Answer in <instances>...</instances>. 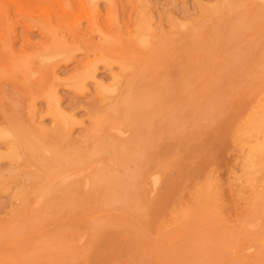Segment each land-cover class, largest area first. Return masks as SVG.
Listing matches in <instances>:
<instances>
[{"label":"rangeland","instance_id":"374dc122","mask_svg":"<svg viewBox=\"0 0 264 264\" xmlns=\"http://www.w3.org/2000/svg\"><path fill=\"white\" fill-rule=\"evenodd\" d=\"M240 1L0 0V239H3V242L6 243L4 244L0 240L1 244H3V246L0 244V249L2 250H0V264H19L23 259L26 260H23L26 264H50L54 259L56 261L51 264H62V262L63 264H67V262L68 264H73V261L70 260L71 258H74V261L75 259L79 260L74 262V264H109L111 261L110 264H138V261L139 264L140 262L141 264L143 262L147 264L148 262L149 264H264V171L254 173V166H249L246 160L251 148H256L257 155L263 151L261 144H258V146L256 144L255 146V139L250 136L253 132L250 134V129L255 128L259 115L260 122H263L261 119L264 120V116L260 114L262 112H257L260 107L264 109V14L262 15V12L264 13V0H244L245 2L242 0L243 3ZM236 6L237 8H233ZM253 6L256 8L254 9ZM229 7H231L230 10L233 9L232 13L238 9L243 19H241L237 11L235 18L233 16L234 13L233 15H228L226 10L227 8L229 10ZM256 9L257 11H255ZM237 14L240 16L238 21L239 16ZM253 14L254 17L251 18ZM257 14L259 16H255ZM223 22H225L224 27L226 29L223 27ZM240 24L245 26L246 30L236 27L237 25L240 26ZM231 25L233 28H229ZM223 31L224 33H222ZM233 31L236 32L231 33ZM212 32L214 33L212 34ZM230 33L233 35L231 36ZM242 34L245 36L244 38ZM241 37L242 39H239ZM246 37L249 41L251 39V44L256 40L254 43L255 47L244 40ZM194 40L196 42H193ZM246 42L250 46H247L248 43L246 44ZM205 43L207 44L205 45ZM236 43H238L237 45L241 43V45L235 46ZM257 45L260 47H256ZM206 46L207 48L203 50ZM208 47L210 48L208 49ZM244 47L247 51L244 50ZM197 49H199V53ZM219 50L221 51L219 52ZM229 52L233 54L231 55L233 58H231ZM240 52L243 53L242 56ZM194 53H196L195 56ZM217 54H220L221 58ZM213 55L217 57H213ZM228 55L230 58L225 57ZM234 58H238L237 61ZM229 59L235 61H232V64H235L234 66ZM226 60L229 62H226ZM205 65L207 66L205 67ZM195 66L197 68H193ZM202 66L207 70H203ZM225 67L227 68L225 69ZM223 68L225 73L222 72L223 74L220 73L221 75L217 73L218 71L221 72L220 70L223 71ZM193 69L198 71L195 72H197L199 77ZM188 70L191 71L189 72ZM214 74L217 75L215 77L217 80L213 79ZM185 78H187V82L186 80L183 81ZM209 79H211V83L207 82ZM188 82L189 84H187ZM205 84L208 85L206 86ZM212 85L216 90L211 91V89L213 90ZM204 86L207 89H203ZM152 88L153 90H151ZM144 91L149 94L151 92V97L156 92L158 95L155 93V96L151 99L156 97L158 105L155 106V103L153 106L149 105L151 110H154V108L157 110L155 109L153 112L155 117L150 115V119L154 117L153 121H151L153 124L152 128L148 127L151 125H148L150 122V119L147 120L149 116L144 120L145 125L147 124V128L145 126L144 129L149 130L148 128H150V130L142 129L144 130L143 133V131H139L140 124L139 122L137 123L139 118L136 115L133 118V116L128 114L130 110L126 113L122 107L124 101L137 97L138 94L146 96L147 94ZM212 92L215 93L211 94ZM50 95L51 97H49ZM150 96H146L147 100H150ZM159 105L162 107H158ZM146 107L150 110L148 106ZM195 108H198L197 112ZM192 109L195 114H193ZM258 110L262 111L261 109ZM133 114L135 113L132 111L131 115ZM254 114L258 117L255 116L256 118L252 120L255 123H252L251 118H253ZM135 117H137L136 124L133 123L136 120ZM130 120L131 124H128ZM100 122L101 124H99ZM249 122L250 125L254 124V127L249 126ZM133 126L136 128H133ZM98 129V135L100 134L99 136L102 139L99 136L97 137L96 131ZM251 130L253 131V129ZM134 131H136L135 134ZM146 132L148 133L145 134ZM65 134L69 137L67 136V138ZM139 135H143L144 140ZM144 136L147 137L145 138ZM82 137L89 140L91 137H97V141L100 138V141L102 142L103 140L105 143L100 142L101 145L104 144V147L107 145L109 153L106 151L107 148H102V152L99 154L101 157L98 158L96 156L97 159L93 158L92 160L94 162L99 160L95 164L97 168H99V162H102L103 164L101 163L102 165H100L102 168L107 165L106 168L108 170L105 168L107 172L112 170L109 171L108 176L111 177L112 173L110 172H113L115 177L113 176L112 179L115 178L117 182L114 180L115 183L112 184L113 186L116 184V187H113L114 191L110 190L115 194L117 192L121 195L116 194L117 196L115 195V197L113 192L107 191V188L104 191V186L96 187L99 189L96 194V188L90 184L85 185L82 182L75 187V192L73 188H67L63 192H58L55 196L51 195V197L46 199L48 205L50 201H53L51 198H56L49 206L45 205V200L43 201L44 203L41 202L42 205L40 206L35 199L33 200V197L30 199L28 206H22V200L19 199V195L29 189L33 184L32 182L40 185V182L44 181L41 174L53 167L54 162L58 163V156L70 149L73 140L83 139ZM132 137L135 141L138 138H140V141L143 140L142 142L147 141L143 144L138 139L139 142L136 141L134 142L135 144H132ZM66 138L67 141H64ZM30 139L34 144L38 145L42 152L40 157L31 159V164H27L25 157L27 158L28 154L23 148H26L25 143ZM129 139H131L132 143L128 141ZM104 140L109 141L110 144ZM127 141L130 144H127ZM148 141L151 143L150 146L146 144ZM126 145L130 146L127 147ZM134 145L141 147L135 149L133 148ZM144 145L150 148L153 145V149L149 151L150 148H146ZM67 146H69L68 149ZM112 147H114V151H111ZM122 147H124L125 150H123L125 152L127 148V152L131 150L130 147L132 148L131 157L127 152L125 153L130 158L126 155L124 156ZM142 147H145L148 152L146 149H143V151L147 153L142 152ZM8 148H13L17 151L20 162L14 161L15 159H12V157L10 158L11 153L15 151L13 150L12 152ZM113 152L114 155L111 154ZM138 154L141 157L140 159L143 160L142 164H140V161H136L137 159L139 160V156L133 158ZM141 154H143V157ZM111 157L110 163L108 160ZM171 158L175 160H171ZM27 159L29 160L30 158ZM113 159L115 161L119 160L113 164ZM123 160H127V164L132 161L125 166L126 163L124 165L125 161ZM257 160L259 159L255 161ZM136 162L137 167H139L138 170L142 169V171L138 172L136 169L141 175L133 181L130 180L129 176L133 172L131 170L134 169L135 171V168H137ZM145 162L149 165L147 168ZM120 164L125 167L119 166ZM132 164L135 168L131 167ZM165 165L168 167H165ZM161 166L166 169H162ZM54 167H56L59 174L63 173V170L60 171L61 167L55 165ZM127 167H130L129 171L125 169ZM260 173H263V175ZM134 174L135 172L132 173V175ZM30 175L32 177L35 176L34 179L32 178L33 180L27 178L31 177ZM37 175L39 178L36 177ZM126 175L128 179H126ZM118 176L121 179L125 176L126 181L124 178L121 180ZM6 178L8 179L6 180ZM36 178L38 180H35ZM121 181L124 186H121ZM136 181L139 184L135 183V185L134 182ZM43 183L41 185H44ZM130 183L134 184L136 188L134 185L129 186ZM117 184L118 190L121 189L120 192L117 190ZM84 185L85 187H83ZM138 186L141 188L139 189ZM133 187L137 191L136 193L133 189L131 190ZM127 188H129V191ZM94 191L95 196L97 195L95 199V196H93ZM106 192H108L109 198L106 197L108 196ZM86 193L93 197L89 198ZM126 194L127 196L129 194L128 200H126ZM84 195L88 197H84ZM101 195H103L105 200ZM99 197H101V200ZM135 197H137L138 202H136ZM84 198L85 200L87 198L92 203L89 204L90 202L88 200L86 202ZM118 198L120 200L122 198L126 205L122 201L119 203ZM109 200L111 202L107 204L106 201ZM113 200L118 201L119 205H125L126 207H124L128 210L123 211L125 209L123 205L119 206L115 202L114 207L111 206ZM129 200L133 203L129 202ZM79 201L81 203L84 202V204H79ZM71 203L73 204L71 205ZM104 203L106 204V209ZM134 203L136 204L134 205ZM128 204H130L129 207H127ZM98 205L101 207L103 205L104 208ZM136 205L145 211H141L142 213L139 212L140 209L137 211ZM81 206L85 207L81 209ZM146 206L148 210L143 208ZM78 207L81 210H86L80 211L77 209ZM115 207L118 209H115ZM120 207L121 210H119ZM134 207H136V210ZM71 209L74 210L71 211ZM26 214L30 215L27 216ZM90 217L98 222L102 220L103 222H100V225L104 223H108V225L100 226L96 220L89 219ZM132 217L134 218L132 219ZM145 217L146 219H144ZM27 220H30L28 221L30 224L34 221V224L32 223L31 225L32 228L28 226L30 224ZM73 221H76L77 225ZM92 221L93 223L96 222L95 226H97L92 229L96 231L104 228L103 232L101 231L99 234L100 230L96 231L97 233L91 231L90 227L94 226ZM21 222H27L26 224L22 223L23 227L25 226L24 228H26L28 226L27 229L29 230L30 228L31 230L28 232L25 229L27 233L24 232L22 224H19ZM88 222L91 224L86 225ZM113 223L117 225L114 228ZM69 224L71 225L69 226ZM109 224L112 227L108 229ZM122 224L124 225L122 226ZM60 226H67V229L63 228L65 229L63 230ZM106 226L107 228H105ZM36 227L40 229L37 230ZM33 228H35L34 231ZM16 229L17 233H15ZM13 231L15 232L12 234L11 232ZM20 231L23 234L22 236L19 234ZM68 231L72 233H68ZM173 231L176 233L172 234L174 233ZM79 232H82L81 236ZM91 232H93L95 238H92L93 236L90 238ZM178 232L183 234H178ZM69 234L72 235L70 236ZM85 235L89 237L87 238ZM192 235H196L195 237L199 239ZM8 236L15 238L12 239V237ZM46 236L48 241L45 240ZM82 236L83 240L79 241L81 239L78 238H82ZM6 237L8 239H5ZM64 237H66L65 241L71 238L73 240L65 242ZM189 237L190 239H188ZM192 237L194 241L200 240V242L189 244L192 241ZM30 238L31 240H29ZM52 238L53 241L55 240L54 242L59 239L55 244L63 242L55 245ZM60 238L62 239L60 240ZM26 239H28L27 242L29 243L25 244ZM74 239H76V244L71 242L75 241ZM77 240L79 243H77ZM183 240L190 241L189 243L186 242V245ZM16 243L19 245L18 248ZM40 243L43 246L45 243L49 244H45L44 248ZM27 244L31 245L34 251ZM12 245L16 247L14 248ZM68 245L70 247H65ZM191 245L195 247L194 251L193 247H189ZM52 246H59V248L51 249L53 248ZM151 246L155 247L156 251ZM198 246L202 248V251L201 249L199 250ZM27 247L28 251H26ZM134 247H136L135 250H133ZM137 247L140 249H137ZM13 248L14 251H11ZM43 248L44 250L47 248V251L50 248L48 254L54 255L55 253L56 258L53 255H51L53 259L51 256L49 257L46 250L43 254V251H41ZM56 248L57 250L60 249V251L51 252ZM68 248H71V250H68ZM80 248L81 250L84 248V250L80 251ZM95 248L96 251L94 250ZM187 248L189 252L192 249L193 253H189ZM4 249L8 250V252ZM39 249L42 254L37 251ZM149 249H151L150 252ZM132 250L135 252H132ZM143 250L144 252L148 251V253L147 251L145 253L149 254L148 257H151L150 259H146L145 255L142 256L144 258H141ZM24 251L28 252V254L26 252L25 254ZM84 251L88 252L84 253ZM33 252L34 254L36 252L37 257L33 255ZM56 252L58 255H56ZM63 252L68 255V258H65L66 260L63 258L65 257ZM195 252L199 253V258L198 256L195 258ZM73 253L78 257L75 254L71 255ZM133 253H137V255ZM169 253L171 255L174 254L178 258L173 257L172 259ZM83 254L87 255L86 260ZM166 254L167 257H165ZM9 255H12L11 260L8 257ZM17 255L22 258L20 259ZM178 255L184 256L179 257ZM13 256L17 260L12 259ZM138 256L141 259L137 258ZM38 258H42L43 261H35ZM59 258H61V261L59 260L58 262ZM2 259H5L3 260L4 262ZM45 259L51 261L49 262ZM134 259L138 260H136L137 263L134 262Z\"/></svg>","mask_w":264,"mask_h":264},{"label":"bare ground","instance_id":"6f19581e","mask_svg":"<svg viewBox=\"0 0 264 264\" xmlns=\"http://www.w3.org/2000/svg\"><path fill=\"white\" fill-rule=\"evenodd\" d=\"M241 1H242V0H241ZM241 1H240V2H241ZM243 1H244V0H243ZM243 1H242L241 3H243ZM245 1H246V0H245ZM245 1H244V2H245ZM255 1H256V0H255ZM257 2H258V1H257ZM233 3H234V2H233ZM258 3H261V2H258ZM263 3H264V2H263ZM263 3H261V4H263ZM41 4H42V3H41ZM234 4H235V3H234ZM239 4H240V3H239ZM33 6H34V5H33ZM91 6H92V5H91ZM231 6H233V5L231 4ZM239 6H240V5H239ZM253 7H254V6H253ZM233 8H237V6H236V7H233ZM255 8H256V7H254V9H255ZM257 8H258V7H257ZM260 8H261V7H260ZM230 9H231V7H229V10H228V8H227L228 11L226 10V12H228V15H229V14L233 15V13H234L233 16H234V18H235V13L239 12L238 9L235 10V12H233V13H232V10H233V9H232V10H230ZM261 9H262V8H261ZM229 11H230L231 13H230ZM236 11H237V12H236ZM252 11H253V10H252ZM255 11H257V9H256ZM242 12H243V11H242ZM244 12H245V11H244ZM239 14H240V16H241V13H240V12H239ZM239 14H237V15L239 16ZM242 14H243V13H242ZM263 14H264V13L262 12V15H263ZM135 15H136V14H135ZM223 15H224V14H223ZM225 15H226V14H225ZM237 15H236V18H237ZM243 15H244V14H243ZM240 16L238 17L237 21L240 19ZM251 16H252V17H251ZM251 16H249V17L253 18V17H254V14L251 15ZM255 16H259V15L257 14V15H255ZM214 17H215V16H214ZM232 18H233V17H232ZM255 18L258 19L259 17H255ZM260 18H261V17H260ZM263 18H264V15H263ZM225 19H226V16H225ZM225 19H224V20H225ZM241 19H243L242 16H241ZM247 19H248V18H247ZM222 21H223V20H222ZM229 21H230V20H229ZM237 21H236V22H237ZM240 21H241V20H240ZM244 21H245V19L243 20V23H244ZM253 21H254V20H253ZM251 22H252V20H251ZM223 23H224V25H223V27H224V26H225V22H223ZM239 23H241V22H239ZM243 23H241V24H243ZM246 23H247V22H246ZM246 23H245V24H246ZM241 24H240V26L237 25L236 27H237V28H238V27H241V28H243V29H241V30H244V29L246 30V28H244L245 26L242 25V26H243V27H242ZM247 24H248V23H247ZM221 25H222V24H221ZM249 25H250V24H249ZM249 25H247V26H249ZM247 26H246V27H247ZM230 27H232V25L229 26V28H230ZM232 28H233V27H232ZM234 28H235V25H234ZM224 29H226V28L224 27ZM247 29H248V28H247ZM197 30H198V29H197ZM183 31H184V30H183ZM238 31H239V29H238ZM238 31H237V32H238ZM235 32H236V31H235ZM235 32L233 31V32H231V33H235ZM243 32H244V31H243ZM247 32H248V31H247ZM247 32H246V33H247ZM206 33H207V32H206ZM206 33H205V34H206ZM208 33H209V32H208ZM213 33H214V32H212V34H213ZM222 33H224V31H223ZM222 33H221V34H222ZM231 33H230V34H231ZM209 34H210V33H209ZM214 35H216V34H214ZM223 35H224V34H223ZM223 35H222V36H223ZM232 35H233V34H231V36H232ZM238 35H240V34L238 33ZM244 35H245V34H244ZM128 36H129V35H128ZM206 36L208 37L207 34H206ZM206 36H205V37H206ZM222 36H221V37H222ZM224 36H225V35H224ZM228 36H230V35H228ZM240 36H241V35H240ZM242 36H243V34H242ZM207 37H206V38H207ZM219 37H220V36H219ZM244 37H245V36H243V38H244ZM206 38H205V39H206ZM138 39H139V38H138ZM224 39L226 40V38H224ZM237 39H238V38H237ZM239 39H242V37L239 38ZM218 40H219V38H218ZM244 40H245V41H248V42L251 44V39H250V41H249L248 38L246 37V39H244ZM201 41H202V40H201ZM223 41H224V40H223ZM241 41H242V40H241ZM252 41H253V40H252ZM193 42H196V41L194 40ZM226 42L228 43V41H226ZM226 42H224V43H226ZM243 42H244V41H243ZM243 42H242V43H243ZM248 42H246V44H247ZM253 42L255 43L256 40L253 41ZM257 42H258V41H257ZM177 43H178V42H177ZM222 43H223V42H222ZM249 43L247 44V46L249 45ZM254 43L251 44V45H254V47H255V44H254ZM200 44H201V43H200ZM206 44H207V43H205V45H206ZM237 44H238V43H236L235 46H240V45H241V43H240V45H237ZM193 45H194V44H193ZM195 45H196V44H195ZM198 45H199V43H198ZM201 45H202V44H201ZM209 45H210V44H209ZM209 45H208V46H209ZM214 45H215V43H214ZM222 45H223V44H222ZM249 46H250V45H249ZM258 46H259V45H257L256 47H258ZM201 47H202V46H201ZM210 47H212V46H210ZM210 47H208V49H209ZM214 47H215V46H214ZM214 47H213V49H214ZM221 47H222V46H221ZM221 47H220V48H221ZM259 47H260V46H259ZM206 48H207V46L204 47V49H203V48H202V49L205 50ZM220 48H219V49H220ZM227 48H228V47H227ZM232 48H233V47H232ZM232 48H231V49H232ZM244 48H245V47H244ZM251 48H252V47H251ZM188 49H189V48H188ZM249 49H250V48H249ZM195 50H196V49H195ZM198 50H199V49H197V52H198ZM200 50H201V49H200ZM203 50H202V51H203ZM216 50H217V49H216ZM216 50H214V51H216ZM226 50H227V49H226ZM244 50L247 51L246 48H245ZM252 50H253V49H252ZM185 51H186V50H185ZM211 51H213V50H211ZM220 51H221V50H219V52H220ZM250 51H251V50H250ZM187 52H189V51H187ZM217 52H218V51H217ZM198 53H199V52H198ZM200 53H201V51H200ZM211 53H212V54H215V53H213V52H211ZM224 53H225V52H224ZM227 53H228V52H227ZM189 54H191V53H189ZM202 54H203V53H202ZM209 54H210V53H209ZM220 54H223V53H220ZM220 54H219V55L217 54V55L220 57V56H221ZM234 54H235V53H234ZM240 54H241V56H242L243 53L240 52ZM191 55H192V54H191ZM195 55H196V53H194V56H195ZM203 55H204V54H203ZM223 55H224V54H223ZM226 55H227V54H226ZM229 55L231 56V55H233V54H232V53L230 54V52H229ZM229 55H228V56H225V57H229ZM237 55H239V54H237ZM237 55H236V57H237ZM244 55L246 56L245 53H244ZM244 55H243V56H244ZM252 55H253V54H252ZM194 56H193V57H194ZM204 56H205V55H204ZM215 56H216V55H215ZM215 56L213 55V57H215ZM198 57H199V56H198ZM206 57H207V56H206ZM211 57H212V56H211ZM216 57H217V56H216ZM225 57H223V58H225ZM234 57H235V55H234ZM220 58H221V57H220ZM229 58H230V57H229ZM231 58H233V56H231ZM241 58H243V57H241ZM247 58H248V57H247ZM247 58H246V59H247ZM250 58H252V56H250ZM196 59H197V58H196ZM225 59H226V58H225ZM234 59H236V61H237L238 58H234ZM203 60H204V59H203ZM209 60H210V59H209ZM249 60H250V59H249ZM186 61H187V60H186ZM186 61H185V62H186ZM213 61H214V60H213ZM227 61H228V60H226V62H227ZM229 61H231V59H229ZM229 61H228V62H229ZM232 61H234V60H232ZM232 61H231V64H232ZM197 62H199V61H197ZM214 62H215V61H214ZM234 62H235V61H234ZM234 62H233V63H234ZM200 63H202V62L200 61ZM217 63H218V62H217ZM224 64H227V63H224ZM228 64H229V63H228ZM228 64H227V65H228ZM207 65H209V64H207ZM207 65H205V67H206ZM210 65H211V64H210ZM217 65H218V64H217ZM217 65H216V66H217ZM232 65H233V64H232ZM232 65H231V66H232ZM234 65H235V64H234ZM234 65H233V66H234ZM196 66H198V65H196ZM196 66L193 67V68H197ZM225 66H226V65H225ZM202 67H203V66H202ZM205 67H203L202 69H203V70H207ZM208 67H209V66H208ZM208 67H207V68H208ZM219 67H221V66H219ZM222 67H224V66H222ZM204 68H205V69H204ZM213 68H214V67H213ZM226 68H227V67H225V69H226ZM229 68H230V67H229ZM127 69H128V68H127ZM217 69H218V68H217ZM225 69L223 68V71L220 70L221 72L218 71L217 73L220 74V73L224 72ZM230 69H232V68H230ZM193 70H194V69H193ZM214 70H215V69H214ZM227 70H228V69H227ZM182 71L185 72L184 70H182ZM188 71L190 72L191 70H188ZM195 71H197V70L195 69L194 72H195ZM212 71H213V70H212ZM228 71H229V70H228ZM230 71H231V70H230ZM125 72H126V71H125ZM183 72H182V73H183ZM186 72H187V70H186ZM197 72H198V71H197ZM197 72H195V73H196V75L198 76ZM203 72H204V71H203ZM203 72H202V73H203ZM213 72H214V71H213ZM215 72H216V71H215ZM33 73H34V72H33ZM192 73H193V72H192ZM205 73H206V72H205ZM205 73H204V74H205ZM224 73H225V72H224ZM58 74H59V73H58ZM190 74H191V73H190ZM206 74H207V73H206ZM208 74H210V73H208ZM215 74H216V73H215ZM215 74H214V75H215ZM222 74H223V73H222ZM229 74H230V73H229ZM229 74H228V75H229ZM90 75H91V74H90ZM186 75H187V74H186ZM196 75H195V76H196ZM220 75H221V74H220ZM245 75H246V74H245ZM57 76H58V75H57ZM76 76H77V75H76ZM184 76H185V75H184ZM195 76H194V78H195ZM203 76H204V75H203ZM203 76H201V77H203ZM216 76H217V75H215L213 79H216V78H215ZM218 76H219V75H218ZM82 77H83V75H82ZM138 77H139V76H138ZM198 77H199V76H198ZM198 77H196V78H198ZM56 78H57V77H56ZM186 79H187V78L183 79V81H185ZM192 79H193V78H192ZM198 79H199V78H198ZM198 79H197V80H198ZM200 79H201V78H200ZM188 80H190V79H188ZM210 80H211V79H209V81H207V82H210ZM216 80H217V79H216ZM57 82H58V81H57ZM186 82H187V80H186ZM212 82H213V81H212ZM82 83H83V82H82ZM210 83H211V82H210ZM210 83H209V85L211 86ZM142 84H143V83H142ZM187 84H189V82H188ZM187 84H186V85H187ZM144 85H145V84H144ZM182 85H183V83H182ZM205 85H206V84H205ZM207 85H208V84H207ZM207 85H206V86H207ZM148 86H149V84H148ZM212 86H213V85H212ZM101 87H102V86H101ZM152 87L154 88V86H152ZM155 87H156V86H155ZM159 87H160V86H159ZM144 88H145V86H144ZM144 88H143V89H144ZM153 88H152L151 90H153ZM181 88H183V87H181ZM212 88H213V90L211 89V91L216 90V89H214V86H213ZM141 89H142V87H141ZM146 89H147V88H146ZM154 89H155V88H154ZM203 89H207V87L205 88V86H204ZM185 90H186V89H185ZM185 90H184V91H185ZM140 91H141V90H140ZM140 91H138V92H140ZM145 91H146V90H145ZM145 91H144V92H145ZM149 91H150V90H149ZM175 91H176V90H175ZM209 91H210V90H209ZM99 92H100V91H99ZM102 92H103V91H102ZM142 92H143V90H142ZM153 92H154V91H153ZM49 93H50V92H49ZM115 93H116V92H115ZM140 93H141V92H140ZM145 93H146V92H145ZM145 93H144V94H145ZM155 93H156V92H155ZM155 93L153 94V96H155ZM214 93H215V92H214ZM214 93L212 92L211 94H214ZM146 94H147L146 96H150V95H151V92H150V94H149L148 92H147ZM148 94H149V95H148ZM156 94H157V93H156ZM161 94H162V93H161ZM225 94H226V93H225ZM108 95H109V94H108ZM136 95H137V94H136ZM136 95H135V96H136ZM138 95H139V96H138ZM138 95H137V97L130 98V99L125 98V99H128V100L124 101V104H123L122 109L125 110L126 113H128L129 110H130V113H128V114H130V116H133V118H134V115H136V116L139 118L138 121H137V117H135L136 120H134L133 123H135V121H137V123L139 122V124H140V126H139V128H140L139 131H143V133H144V130H147V129H144V127L147 125V124L145 125V123H144V122H145L144 120L146 119V117L148 118V116H149V118H148L147 120L150 119V115H151V116L153 115V116L155 117V114H153V112H154V110H155L156 108H154V110L152 109V110H153V111H152L151 108L149 107V105H150V106H151V105L153 106V104L155 103L156 105H155V104H154V105L157 106L158 103H157V99H156V97L153 98V99H151L153 96H152V97L150 96V97H149V99L151 100V101H150V100H147V97H146V96H144V95H142V94H138ZM157 95H158V94H157ZM159 95H160V94H159ZM169 95H171V94H169ZM174 95H175V94H174ZM174 95H173V96H174ZM47 96H48V95H47ZM104 96H105V95H104ZM49 97H51V95H50ZM169 97H170V96H169ZM171 97H172V96H171ZM160 99H161V98H160ZM163 99H164V98H163ZM48 100H49V99H48ZM108 100H109V99H108ZM146 100L148 101V103H147ZM158 100H159V98H158ZM161 100H162V99H161ZM164 100H167V99H164ZM170 100H171V99H170ZM149 101H150V102H149ZM53 102H54V101H53ZM160 102H161V101H160ZM162 102H163V101H162ZM164 103H165V102H164ZM166 103H167V102H166ZM147 104H148V105H147ZM206 104H207V102H206ZM260 105H261V104H260ZM260 105H259V107H260ZM146 106H148V107L150 108V110L147 109ZM261 106H262V105H261ZM158 107H162V106L159 105ZM168 107H169V106H168ZM262 108H263V107L258 108V109H261L262 111H259V110L257 109V112H259V113L262 112V113H260V114L264 116V109H262ZM108 109H109V108H108ZM167 109H168V108H167ZM167 109H166V110H167ZM197 109H198V108H195L196 112H197ZM156 110H157V109H156ZM166 110H165V111H166ZM132 111H133L135 114L131 115V114H132ZM160 111H161V110H160ZM165 111H164V112H165ZM180 111H181V109H180L178 112L180 113ZM192 111H193V109H192ZM157 112H158V111H157ZM161 112H163V111H161ZM161 112H160V113H161ZM51 113H52V112H51ZM54 113H55V112H54ZM57 113H58V112H57ZM126 113H125V114H126ZM191 113H192V112H191ZM157 114H158V113H157ZM167 114H168V113H167ZM193 114H195L194 111H193ZM27 115H28V113H27ZM52 115H53V114H52ZM126 115H127V114H126ZM97 116H98V115H97ZM130 116H129V117H130ZM198 116H199V115H198ZM255 116H257V115H255V114L253 115V118H251V122H252V120H253L254 118H256ZM263 116H262V117H263ZM61 117H62V116H61ZM154 117H153V118H154ZM201 117H202V116H201ZM257 117H258V116H257ZM262 117H261V118H262ZM130 118H131V117H130ZM153 118H151L152 120L150 119V122L153 121ZM258 118H259V120H257V122H256L257 125L255 124V128H251V129H253V131L250 129V134H251V132H253L250 136H253V139H255V141H254V142H255V146H256V144H257V146H258V144H259V145L261 144V145L263 146V151H262L260 154H258V155H261V156H258V155H257V151L255 150L256 148H251V149H250V152H249V154H248V156H247V159H246V160H247V163H248L249 166H252V165L254 166V167H253V172H254V173H255V172H256V173H259V172H263V171H264V120L261 119V121H263V122H260V115H259ZM53 119H54V118H53ZM131 119H132V118H131ZM107 120H108V119H107ZM128 120H129V119H128ZM128 120H127V121H128ZM116 121H117V120H116ZM13 122H14V121H13ZM74 122H75V121H74ZM103 122H104V120H103ZM103 122H102V124H103ZM150 122H149L148 125H150V124H151V125L148 126V127L152 128L151 126H152L153 124H152V122H151V123H150ZM104 123H105V122H104ZM111 123H113V122H111ZM118 123H119V122H118ZM146 123H148V121H146ZM192 123H194V121H192ZM252 123H255V122H252ZM67 124H68V123H67ZM72 124H73V123H72ZM99 124H101V122H100ZM99 124H96V125H99ZM128 124H131V120H130V123L128 122ZM135 124H136V123H135ZM135 124H134V125H135ZM59 125H60V124H59ZM103 125H104V124H103ZM118 125H119V124H118ZM118 125H117V126H118ZM185 125H186V123H185ZM101 126H102V125H101ZM129 126H131V125H129ZM137 126H138V124H137ZM249 126L254 127V124H253V125H250V122H249ZM69 127H71V126H69ZM98 127H100V126H98ZM102 127H103V126H102ZM110 127H111V125H110ZM113 128H114V127H113ZM133 128H136V127L133 126ZM146 128H147V126H146ZM150 128H148V129L150 130ZM192 128H193V127H192ZM248 128H249V127H248ZM65 129H66V128H65ZM69 129H70V128H69ZM90 129H92V128H90ZM99 129H100V128H99ZM99 129L96 131V133H97V137L100 135V134L98 135V133H99ZM107 129H108V128H107ZM114 129H115V128H114ZM114 129H113V130H114ZM142 129H144V130H142ZM180 129H181V128H180ZM5 130H6V129H5ZM149 130H147V131H149ZM160 130H161V129H160ZM17 131H18V130H17ZM52 131H53V130H52ZM69 131H70V130H69ZM115 131H116V130H115ZM244 131H245V130H244ZM88 132H89V131H88ZM94 132H95V130H94ZM135 132H136V131H134V134H135ZM67 133H68V132H67ZM110 133H111V132H110ZM140 133H141V132H140ZM147 133H148V132H146L145 134H147ZM10 134H11V133H10ZM17 134L20 135L19 132H17ZM26 134H27V133H26ZM93 134H95V133H93ZM141 134H142V133H141ZM145 134H143V135H145ZM2 135H3V134H2ZM18 135H14V136H18ZM143 135H139V137H142ZM11 136H12V134H11ZM20 136H21V135H20ZM65 136L67 137L68 135L65 134ZM102 136H103V135H102ZM123 136H125V135H123ZM137 136H138V135H137ZM147 136H148V135H147ZM147 136H144V137L146 138ZM149 136H150V134H149ZM250 136H249V137H250ZM68 137H69V136H68ZM68 137H67V138H68ZM97 137H95V138H92V137H91L90 140H89L88 138H85V139H84V137H82L83 139H77L76 141L73 140V142H71L70 149H68L69 146H67L68 151L65 150L66 152H62V153L60 152L61 155H59V156H58V159H57V162H58V163H56V162L53 161L55 166L61 167V170H60V171L63 170V173H60V174H59V172L56 170V167H54V165H53V167H51L49 170L45 171L44 173L41 172V173H42L41 175H42V177L44 178V181H41V179H39V180L41 181V182H40V185H39L38 183L35 184L34 182L31 181V182L33 183L32 185L29 183V184L31 185V187H30L29 189L25 190L24 193H23L22 195H19V199L22 200V204H23L22 206H25V205L28 206V204L30 203V199H32V197H33V200L35 199V201H36L37 203L40 204V206L42 205L41 202H43L44 200H45V201H44V202H45V205H46V206H49V205H51V202L53 203V202L55 201L54 199L56 198V197H55V198H51L53 201H50V202H49L50 204L48 205V204H47L48 201H47V203H46V199H48L49 197H51V195H52V196H53V195L55 196L58 192H60V191L63 192V190H65V189H67V188H68V189H69V188H70V189L73 188V189H74V192H75V187H76L78 184L82 183V182H83V184H85V185H86V184H90V185H91L92 187H94V188H96V187H98V186H100V187H101V186H104V187H105V188H104V191H106V190H105L106 188L108 189L107 191H109L110 189L113 190V187H116V184H115L114 186H113L112 184L115 183L114 180L116 181V179H115V178L112 179V177H113V176L115 177V175H113V172H110V173H112V175L109 174L111 177L108 176L109 171H112V170H109V171L107 172V170H108V169L106 168L107 165H104L105 168H106L107 170H106L104 167L102 168V167L100 166V165L103 164L102 162H99L100 165H98L99 168H97V167L95 166V164H96L99 160H98L97 162H94V160H92L93 158L95 159L96 156H98V158L101 157L99 154H101V152H102V148H107V145H106V147H104V144H105V143L103 142V140H102V142L100 141V138H101V137L99 136L100 138H99L98 141L96 140ZM121 137H122V136H121ZM20 138H21V137H20ZM67 138H66V140H64V141H67ZM103 138H105V137L103 136ZM137 138H138V137H137ZM164 138H165V136H164ZM10 139H11V138H10ZM63 139H65V138H63ZM63 139H62V140H63ZM101 139H102V138H101ZM132 139H133V137H132ZM138 139H139V141H140V138H138ZM138 139H136V141H138ZM142 139L144 140L143 137H142ZM142 139H141V140H142ZM148 139H149V137H148ZM30 140H31V139H30ZM30 140H29L28 142L25 143L26 148H25V147L23 148V149H25V150L27 151V154H28V157H27V158H30V159L28 160V159L25 157V159L27 160V161H25V162H27V164H31V163H30V160H31V159H33V158H37V157H40V156H41V152H42L41 149L38 147V145H37V144H34L33 141H32V140L30 141ZM143 140H142V141H143ZM150 140H151V137H150ZM104 141H105V140H104ZM106 141H107V140H106ZM106 141H105V142H106ZM128 141H131V139H129ZM128 141H127V142H128ZM136 141H135V139H133V143H132V141H131V143H132V144H135L134 142H136ZM139 141H138V142H139ZM142 141H140V142L143 143V144H145L144 142H146L147 140L144 141V142H142ZM100 142H101V143H104V144H102L103 146L101 145ZM107 142L110 144L109 141H107ZM127 142H126V143H127ZM126 143H125V144H126ZM23 144H24V143H23ZM116 144H117V143H116ZM127 144H130V143L128 142ZM136 144H137V143H136ZM143 144H141V145L143 146ZM146 144H147V145L149 144V146L151 145V143H150L149 141H148V143H146ZM241 144H242V143H241ZM19 146H21V145H19ZM23 146H24V145H23ZM123 146H124V145H123ZM126 146H127V145H126ZM128 146H130V145H128ZM128 146H127V147H128ZM135 146H136V147H135ZM144 146H145V145H144ZM149 146H147V147H149ZM152 146H153V145H152ZM152 146H151V148L149 147V148H150L149 151H151V150L153 149ZM255 146H254V147H255ZM110 147H111V146H110ZM110 147H109V148H110ZM127 147H126V148H127ZM138 147L140 148L141 146H137V145H134V146H133V148H135V149L138 148ZM145 147H146V146H145ZM145 147H144V148L142 147V149H141L142 152H146V151H147V149H146L147 147H146V148H145ZM113 148H114V147L111 148V151L113 150ZM139 148H138V149H139ZM8 149H9V150L11 149L10 151H12V152H13V150L15 151V152H13L14 154L11 153L12 155L10 156V158L12 157V159H15L14 161L17 160V162H20V161H19L20 158H19V156L17 155L18 153H16L17 151H16L15 149H13V148H8ZM121 149H122V151L125 150L124 147H122ZM123 149H124V150H123ZM127 149H128V148H127ZM127 149H126V152H127ZM130 149L132 150L131 147H130ZM138 149H137V150H138ZM143 149H146V151H143ZM261 149H262V147H261ZM131 150H129V151L127 152V154H129L130 157H131V155H132V154H130ZM106 151L108 152V148H107ZM113 151H114V150H113ZM47 152H48V151H47ZM104 152H105V151H104ZM126 152H125V151L123 152L124 156L126 155V154H125ZM136 152H138V151H136ZM136 152H134V153H136ZM139 152H140V151H139ZM139 152H138V153H139ZM147 152H148V151H147ZM147 152H146V153H147ZM8 153H9V152H8ZM108 153H109V152H108ZM132 153H133V150H132ZM176 153H177V152H176ZM27 154H25V156H27ZM111 154L114 155V152L111 153ZM143 154H144V153H143ZM143 154H141V156H142ZM102 155H103V157H104V153H103ZM109 155H110V154H109ZM118 155H119V153H118ZM129 155H126V156L129 157ZM138 156H139V160L137 159L136 161H140V162H141L140 164H142L143 160L140 159L141 157H140L139 154H138V155H135L133 158H136V157H138ZM3 157H4V156H3ZM103 157H102V159H103ZM112 157H113V156H112ZM112 157H111L109 160L106 158V159L108 160V162L111 161ZM130 157H129V158H130ZM142 157H143V156H142ZM171 157H172V156H171ZM260 157H261V158H260ZM6 158H7V157H6ZM6 158H5V159H6ZM113 158H114V157H113ZM129 158H128V160H129ZM147 158H148V157H147ZM147 158H146V159H147ZM165 158H166V157H165ZM169 158H170V157H169ZM174 158H175V157H174ZM96 159H97V158H96ZM106 159H104V160H106ZM121 159H124V158H121ZM125 159H126V157H125ZM256 159H259V160L255 161ZM36 160H37V159H36ZM107 160H106V161H107ZM117 160H119V159H117ZM117 160H116V161H117ZM133 160L135 161V159H133ZM168 160H169V159H168ZM171 160H175V159L171 158ZM171 160H170V161H171ZM91 161H92V162H91ZM114 161H115V160L113 159V164L116 163V161H115V162H114ZM123 161H125V160H123ZM131 161H132V160H131ZM131 161H130V163H131ZM134 161H133V162H134ZM11 162H12V161H11ZM32 162H33V160H32ZM103 162H104V161H103ZM147 162H148V161H147ZM147 162H145V164H147ZM182 162H183V161H182ZM184 162H185V161H184ZM186 162H187V161H186ZM256 162H257V163H256ZM87 163H88V164H87ZM101 163H102V164H101ZM105 163H106V162H105ZM110 163H111V162H110ZM118 163H119V162H118ZM125 163H126V165H125ZM127 163H128V162H127V160H126L123 164H124L125 166H127V165L130 164V163H129V164H127ZM158 163H159V162H158ZM164 163H166V162H164ZM258 163H259V164H258ZM10 164H11V163H10ZM46 164H48V163H46ZM113 164H112V165H113ZM123 164H120L119 166L122 165V167H125V166H123ZM167 164H168V162H167ZM167 164H166V165H167ZM35 165H36V164H35ZM48 165H49V164H48ZM135 165H136V167H137V162H136ZM166 165H165V167H168V166H166ZM171 165H172V164H171ZM109 166H110V165H109ZM147 166H149V165L147 164V165H146V168H147ZM163 166H164V165H163ZM131 167H134V165L132 164ZM161 167H162V166H161ZM165 167H162V169H163V168L166 169ZM247 167H248V166H247ZM28 168H30V167H28ZM28 168H27V169H28ZM112 168H114V167L112 166ZM112 168H110V169H112ZM129 168H130V167H129ZM129 168L127 167V168H125V169H128V171H129ZM134 168H135V167H134ZM138 168H139V167L135 168V171H134V169H133V170L130 169L131 171H133V172H131V174H130L131 176H129L130 180L135 181L136 178L138 179V178L140 177L139 175H141V173L139 174L138 172H139V171H142V169H139V170H138ZM243 168H244V167H243ZM251 168H252V167H251ZM35 169H36V168H35ZM58 169H59V168H58ZM114 169H115V168H114ZM122 169H124V168H122ZM136 169L138 170V172L136 171ZM160 169H161V168H160ZM162 169H161V170H162ZM14 170H15V169H14ZM17 170H18V169H17ZM120 170H121V169H120ZM155 170H157V169H155ZM155 170H154V172H155ZM113 171H114V170H113ZM121 171H122V170H121ZM123 171H124V170H123ZM125 171H126V170H125ZM116 172H117V170H116ZM116 172H115V173H116ZM134 172H135V174H138V175H135V174L132 175V173H134ZM152 172H153V170H152ZM152 172H151V173H152ZM165 172H166V171H165ZM185 172H186V171H185ZM185 172H184V174H186ZM118 173H119V172H118ZM125 173H126V172H125ZM148 173H150V172H148ZM156 173H158V172H156ZM162 173H164V172L162 171ZM126 174H127V173H126ZM152 174H153V173H152ZM152 174H151V175H152ZM260 174L263 175V173H260ZM122 175H123V174H122ZM127 175H128V174H127ZM127 175H126V176H127ZM161 175H162V174H161ZM165 175H166V174H165ZM6 176H7V175H6ZM30 176H31V175H30ZM120 176H121V175H120ZM138 176H139V177H138ZM153 176H154V175H153ZM156 176H157V175H156ZM9 177H10V175H9ZM9 177H8V178H9ZM34 177H35V176H34ZM34 177L31 176V177H27V178H28V179L31 178V180H33ZM36 177H38V175H37ZM42 177H41V178H42ZM108 177H109V179H111V180H113V181L110 182L111 180L109 181V179H107ZM145 177H146V176H145ZM2 178H3V177H2ZM2 178H1V179H2ZM8 178H6V180H7ZM10 178H11V177H10ZM27 178H26V179H27ZM32 178H33V179H32ZM38 178H39V177H38ZM43 178H42V179H43ZM118 178L121 179V177H119V176H118ZM123 178L125 179L126 177L124 176V177H122V179H123ZM150 178H151V177H150ZM150 178H149V180H150ZM165 178H166V177H165ZM169 178H170V177H169ZM182 178H183V177H182ZM120 179H119V180H120ZM122 179H121V180H122ZM126 179H128V176H127ZM126 179H125V181H126ZM159 179H160V178H159ZM10 180H11V179H10ZM10 180H9V181H10ZM35 180H38V179L36 178ZM117 180H118V179H117ZM142 180H143V179H142ZM142 180H141V181H142ZM127 181H128V180H127ZM133 181H131V182H133ZM137 181H138V180H137ZM137 181L134 182V184L139 182V181H138V182H137ZM141 181H140V182H141ZM26 182H28V181L26 180ZM43 182H44V183H43ZM108 182H110V183H108ZM116 182H117V181H116ZM129 182H130V181H129ZM149 182H150V181H149ZM158 182H159V181H158ZM175 182H176V181H175ZM175 182H174V183H175ZM253 182H254V181H253ZM41 183H43L44 185H41ZM119 183H120V182H119ZM1 184H2V183H1ZM121 184H122V185H121ZM121 184H119V185L124 186V185H123L124 183H122V181H121ZM134 184H131V183H130L129 186H132V185H134ZM138 184H139V183H138ZM172 184H173V183H172ZM85 185H84L83 187H85ZM135 185H136V184H135ZM135 185H134V187H135ZM143 185H144V184H143ZM147 185H148V184H147ZM158 185H159V184H158ZM87 186L89 187V185H87ZM91 186H90V187H91ZM121 186H120V187H121ZM139 186H141V185H139ZM139 186H138V187H139ZM148 186L150 187V185H148ZM148 186H145V187H148ZM156 186H157V185H156ZM110 187H111V188H110ZM134 187L131 188V190L133 189V191H135V190H134ZM138 187H137V188H138ZM143 187H144V186H143ZM86 188H87V187H86ZM122 188H124V187H122ZM135 188H136V187H135ZM140 188H141V187H139V189H140ZM151 188H152V186H151ZM154 188H155V187H154ZM22 189H23V188H22ZM76 189H77V188H76ZM89 189H90V188H89ZM89 189H88V190H89ZM91 189H92V188H91ZM100 189H101V188H100ZM114 189H116V188H114ZM124 189H126V188H124ZM146 189H148V188H146ZM149 189H150V188H149ZM7 190H8V189H7ZM7 190H6V192H7ZM79 190H80V189H79ZM82 190H84V189H82ZM82 190H81V191H82ZM112 190H110V191L113 192L114 190H113V191H112ZM117 190H118V184H117ZM120 190H121V189H120ZM120 190H118V191L120 192ZM127 190L129 191V188H127ZM4 191H5V189H4ZM8 191H9V190H8ZM69 191H71V190H69ZM95 191H97V192H96V194H97L98 191H99V189L96 188ZM95 191H94V193H93V196H95ZM110 191H109V192H110ZM149 191H150V190H149ZM87 192L92 193L93 191H87ZM111 192H110V193H111ZM121 192H122V193H125L126 190H125V192H123V191H121ZM136 192H137V191H135V193H136ZM143 192L145 193L144 190H143ZM152 192H153V191H152ZM197 192H198V191H197ZM70 193H71V192H70ZM79 193H80V192H79ZM84 193H85V192H84ZM102 193H105V192H102ZM102 193H101V194H102ZM113 193H114V192H113ZM113 193H112V194H113ZM126 193H127V192H126ZM75 194H76V193H75ZM86 194H87V193H86ZM106 194H108V192H106ZM112 194H111V195H112ZM116 194H118V193L116 192ZM116 194L114 193L113 195L115 196ZM133 194H134V193H133ZM133 194H132V196H133ZM150 194H151V193H150ZM70 195H71V194H70ZM73 195H74V194H73ZM87 195L89 196V194H87ZM87 195H84V197H86ZM111 195H110V196H111ZM113 195H112V197H114ZM118 195H119V194H118ZM120 195H121V194H120ZM120 195H119V196H120ZM148 195H149V193H148ZM88 196H87V197H88ZM93 196L90 195L89 198H92ZM101 196H102V198H103V195H101ZM116 196H117V195H116ZM116 196H115V197H116ZM128 196H129V194H128ZM128 196H127V194H126V196H125V197H126V200H128V199H127ZM136 196H137V195H136ZM143 196H144V195H143ZM149 196H150V195H149ZM96 197H97V195L94 197V199H95ZM106 197L109 198V194H108V196H106ZM115 197H114V198H115ZM121 197H122V196H121ZM123 197H124V194H123ZM133 197H134V196H133ZM150 197H151V196H150ZM17 198H18V197H17ZM81 198H82V197H81ZM99 198H100V200H101V197H99ZM99 198H98V199H99ZM114 198H113V199H114ZM128 198H129V197H128ZM135 198H136V199H135L136 202H138V201H137V197H135ZM144 198H145V197H144ZM82 199H83V198H82ZM98 199H97V200H98ZM103 199H104V198H103ZM115 199H116V198H115ZM123 199H124V198H123ZM49 200H50V199H49ZM84 200H85V198H84ZM86 200H88V199L86 198ZM86 200H85V201H86ZM97 200H96V201H97ZM100 200H99V201H100ZM104 200H105V199H104ZM110 200H112V199L110 198ZM110 200H109V201H106L107 204H108V202H109V203L111 202ZM118 200L120 201L119 203H121L122 198H121V200H120V198H118ZM133 200H134V198H133ZM88 201L90 202V200H88ZM178 201H179V200H178ZM44 202H43V203H44ZM72 202H73V201H72ZM75 202H76V201H75ZM86 202H87V201H86ZM102 202H103V201H102ZM104 202H105V201H104ZM112 202H113V203H112L113 205L111 204V206H113V207H114V202H115L116 204L118 203V201L116 202L115 200H113ZM122 202L125 203V201H122ZM126 202H128V201H126ZM129 202H131V201L129 200ZM129 202H128V203H129ZM146 202H147V200H146ZM80 203H81V201H79V204H80ZM91 203H92V202H90L89 204H91ZM99 203H100V202H99ZM99 203H98V204H99ZM119 203H118V205H119ZM131 203H133V202H131ZM148 203H150V202H148ZM157 203H158V202H157ZM72 204H73V203H71V205H72ZM79 204H78V205H79ZM81 204H84V202H82ZM85 204H87V203H85ZM93 204H95V203H93ZM104 204H105V203H104ZM135 204H136V203H134V205H135ZM87 205H88V204H87ZM96 205H97V204H96ZM121 205H123V204H121ZM121 205H119V206H121ZM125 205H126V203H125ZM125 205H123V207H124ZM131 205H132V204H131ZM137 205H138V204H137ZM137 205H136V207L138 208ZM148 205H149V204H148ZM148 205H147V206H148ZM43 206H44V205H43ZM69 206H70V205H69ZM73 206H74V205H73ZM79 206H80V205H79ZM89 206H91V205H89ZM98 206H100V205H98ZM111 206H110V207H111ZM129 206H130V204H128L127 207H129ZM147 206H146V207H143V208L146 209ZM84 207H85V206H83V207L81 206V209L84 208ZM86 207H87V206H86ZM92 207H93V206H92ZM100 207H101V206H100ZM104 207H105V209H106V204L104 205ZM104 207H103V205H102L101 208H104ZM117 207H118V206H117ZM117 207H115V209H118ZM125 207H126V206H125ZM125 207H124V208H125ZM132 207H133V206H132ZM136 207H134L135 210H136ZM39 208H40V207H39ZM71 208H73V207H71ZM74 208H75V207H74ZM88 208H89V207H88ZM101 208H100V209H101ZM107 208H108V207H107ZM134 208H133V209H134ZM22 209H23V208H22ZM77 209H79L80 211H83V210H84V209L81 210L80 207H78ZM77 209H76V210H77ZM109 209H110V208H109ZM122 209H123V208H122ZM130 209H132V208H130ZM130 209H129V210H130ZM139 209H140V208H138L137 211H138ZM72 210H74V209H71V211H72ZM85 210H86V209H85ZM85 210H84V211H85ZM90 210H91V209H90ZM119 210H121V207H120ZM125 210H128V209H126V208L123 209V211H125ZM147 210H148V208H147ZM147 210H146V212H147ZM19 211H20V210H19ZM36 211H37V210H36ZM104 211H105V210H104ZM141 211L143 212V211H145V210L140 209L139 212H141ZM59 212H60V211H59ZM101 212H102V211H101ZM113 212H114V211H113ZM115 212H116V211H115ZM118 212H119V211H118ZM131 212L133 213V211H131ZM131 212H129V213H131ZM134 212H135V211H134ZM142 212H141V213H142ZM146 212H144V213H146ZM71 213H72V212H71ZM91 213H92V212H91ZM116 213H117V212H116ZM120 214H121V213H120ZM174 214H175V213H174ZM26 215H27V214H26ZM29 215H30V214H29ZM29 215H27V216H29ZM84 215H85V214H84ZM126 215H127V214H126ZM133 215H135V214H133ZM143 215H144V214H143ZM80 216H81V215H80ZM127 216H128V215H127ZM129 216H130V215H129ZM137 216H138V215H137ZM140 216H141V215H140ZM145 216H146V215H145ZM11 217H13V216H11ZM70 217H71V216H70ZM73 217H76V216H73ZM97 217H98V216H97ZM100 217H102V216H100ZM104 217H105V216H104ZM106 217H107V216H106ZM112 217H113V216H112ZM28 218H29V217H28ZM83 218H84V217H83ZM86 218H87V217H86ZM116 218H119V217H116ZM133 218H134V217H132V219H133ZM24 219H25V216H24ZM24 219H23V221H24ZM89 219H91V217H90ZM92 219H93V218H92ZM92 219H91V220H92ZM114 219H115V217H114ZM121 219H122V221H124L123 218H121ZM144 219H146V217H145ZM12 220H13V219H12ZM85 220H86V219H85ZM93 220H96V219H93ZM134 220H135V219H134ZM175 220H176V219H175ZM28 221H30V220H27V222H28ZM68 221H69V220H68ZM68 221H67V222H68ZM71 221H72V220H71ZM82 221H83V220H82ZM96 221H97V220H96ZM116 221H117V220H116ZM27 222H26V223H27ZM33 222H34V221H33ZM33 222H31V224H30V222H28V223L30 224V225H28V226L31 227V225H32ZM73 222H74V221H73ZM75 222H76V221H75ZM75 222H74V223H75ZM80 222H81V221H80ZM83 222H84V221H83ZM97 222H98V221H97ZM100 222H103V221L100 220V221L98 222L99 225H100ZM104 222H105V221H104ZM110 222H112V221H110ZM117 222H118V221H117ZM124 222H125V221H124ZM124 222H123V223H124ZM22 223H23V224H26V223H24V222H21V223H19V224L21 225ZM36 223H37V222H36ZM38 223H39V222H38ZM74 223H72V224H74ZM77 223H79V222H77ZM92 223H93V221H92ZM95 223H96V222H95ZM95 223H93L94 226L91 225V226H92V227H90L91 229H90L89 227H88V229H90V230L93 231V232L99 231L100 229H98V230H96V231H94V230L92 229V228H94V227H97V226H95ZM118 223H119V222H118ZM118 223H117V224H118ZM120 223H121V222H120ZM126 223H127V222H126ZM19 224H18V225H19ZM23 224H22V227H23ZM33 224H34V223H33ZM88 224H89V222L86 223V225H88ZM90 224H91V223H90ZM90 224H89V225H90ZM110 224H111V223H110ZM110 224H109V225H110ZM20 225H19V227H21ZM37 225H38V224H37ZM40 225H41V223H40ZM57 225H58V224H57ZM65 225H66V223H65ZM70 225H71V224H69V226H70ZM75 225H77V224L75 223ZM84 225H85V224H84ZM86 225H85V226H86ZM101 225H108V223H104V224H101ZM101 225H100V226H101ZM112 225H113V228H114V226H117L116 224L114 225V223H113ZM112 225L108 226V229H109V227H112ZM123 225H124V224H122V226H123ZM9 226H10V225H9ZM28 226H27L26 228H24L25 226L23 227L24 232H26V230H28V229H27ZM62 226H63V225H62ZM34 227H35V226H34ZM38 227H39V225H38ZM57 227H59V226H57ZM60 227H61V226H60ZM66 227H67V226H66ZM66 227H61V228H62V229H63V228L67 229ZM76 227H77V226H76ZM31 228H32V227H31ZM36 228H37V227H36ZM41 228H42V227H41ZM61 228H60V229H61ZM105 228H107V226H106ZM116 228H118V227H116ZM17 229H20V228H17ZM17 229L15 230L16 232L13 231V232H11V233H12V234H13L14 232L17 233ZM25 229H26V230H25ZM34 229H35V228H33V231H34ZM38 229H40V228H37V230H38ZM65 229H63V230H65ZM108 229H106V230H108ZM141 229H142V227H141ZM10 230H11V229H10ZM21 230H22V229H21ZM29 230H31V229L29 228ZM29 230H28V232H29ZM46 230H47V229H46ZM50 230H51V229H50ZM52 230H53V229H52ZM56 230H57V232H58V229H57V228H56ZM85 230H86V229H85ZM90 230H89V231H90ZM102 230H104V228H103ZM102 230L99 231V234H100V232H101ZM162 230H163V229H162ZM7 231L9 232V230H7ZM18 231H19V230H18ZM53 231H54V230H53ZM71 231H72V230H71ZM71 231H70V232H71ZM78 231H79V230H78ZM80 231H81V230H80ZM82 231H84V230H82ZM86 231H87V230H86ZM175 231H176V230H175ZM175 231H173L174 233H172V234H175V233H176ZM177 231H178V230H177ZM24 232H23V233H24ZM30 232H31V231H30ZM48 232H49V231H48ZM55 232H56V231H55ZM57 232H56V233H57ZM70 232L68 231V233H70ZM93 232H91V236H90V238L93 236ZM102 232H103V231H102ZM182 232L184 233V231H182ZM182 232H180V233H182ZM185 232H186V231H185ZM21 233H22V232L20 231L19 234L22 236L23 234H21ZM26 233H27V232H26ZM71 233H72V232H71ZM75 233H76V232H75ZM79 233H80V232H79ZM81 233H82V232H81ZM81 233H80V236H81ZM88 233L90 234V232H88ZM96 233H97V232H96ZM160 233H161V232H160ZM160 233H159V235H160ZM180 233L178 232V234H180ZM183 233H182V234H183ZM5 234H6V233H5ZM24 234H25V233H24ZM35 234H36V233H35ZM42 234H43V233H42ZM63 234H64V233H63ZM65 234H66V233H65ZM83 234H84V233H83ZM8 235H9V234H8ZM17 235H18V234H17ZM38 235H39V234H38ZM40 235H41V234H40ZM45 235H46V234H45ZM56 235H60V234H56ZM61 235H62V234H61ZM69 235H70V234H69ZM69 235H67V236H69ZM71 235H72V234H71ZM71 235H70V236H71ZM95 235H96V234H95ZM101 235H102V234H101ZM107 235H108V234H107ZM1 236H2V235H1ZM3 236H4V234H3ZM13 236H15V235H13ZM18 236H19V235H18ZM33 236H34V235H33ZM43 236H44V235H43ZM51 236L53 237V235H51ZM74 236H75V234H74ZM77 236H78V235H77ZM85 236H86V235H85ZM85 236H84V238H85ZM96 236H98V235H96ZM174 236H175V235H174ZM174 236H172V237H174ZM185 236H186V235H185ZM188 236H189V234H188ZM192 236L195 237L196 235H192ZM8 237H12V236H8ZM8 237H6L5 239H8ZM16 237H17V236H16ZM30 237H31V236H30ZM35 237H36V236H35ZM48 237H50V236L48 235ZM55 237H56V236H55ZM72 237H73V236H72ZM75 237H76V236H75ZM86 237H87V236H86ZM88 237H89V236H88ZM88 237H87V238H88ZM105 237H106V236H105ZM105 237H104V238H105ZM107 237H108V236H107ZM169 237H171V236H169ZM193 237H192V241H194V240H193ZM198 237H199V236H198ZM13 238H15V237H12V239H13ZM17 238H18V237H17ZM26 238H27V237H26ZM39 238H42V237H39ZM43 238H44V237H43ZM45 238H46V239H45ZM45 238H44L45 240L48 239L47 236H46ZM50 238H51V237H50ZM65 238H66V237H64V241H65ZM67 238L70 239L69 237H67ZM73 238H74V237H73ZM73 238H71L70 240H73ZM77 238H78V237H77ZM92 238H95V236H93ZM157 238H158V237H157ZM195 238H197V237H195ZM54 239H55V238H54ZM56 239H57V238H56ZM61 239H62V238H60V240H61ZM78 239H81V240H79V241H82V240H83V236H82V238L79 237ZM96 239H97V238H96ZM155 239H156V238H155ZM171 239H172V238H171ZM181 239H182V238H181ZM188 239H190V237H189ZM197 239H199V238H197ZM0 240H1V242H3V239H0ZM27 240H28V239H26L25 244H26V243H29V242H27ZM29 240H31V238H30ZM33 240H34V238H33ZM42 240H43V239H42ZM58 240H59V239H58ZM58 240H56V242H58ZM70 240H68V241H70ZM74 240H75V241H71V242H73V243L76 244V239H74ZM12 241H13V240H12ZM34 241H35V240H34ZM38 241H39V240H38ZM47 241H48V240H47ZM52 241H53V238H52ZM54 241H55V240H54ZM54 241H53V242H54ZM66 241H67V239H66ZM66 241H65V242H66ZM68 241H67V242H68ZM79 241L77 240V243H79ZM86 241H87V240H86ZM106 241H107V240H106ZM168 241H169V240H168ZM183 241H185V240H183ZM189 241H190V240H189ZM189 241H185L184 244H186V242L189 243ZM192 241H191V243H189V244H195V242H197V241L200 242V240H196V241H194L193 243H192ZM1 242H0V244H1ZM8 242H10V241H8ZM13 242H14V241H13ZM49 242H50V241H49ZM56 242H54V244H55ZM61 242H63V241H61ZM61 242H59V243H57V244H60ZM84 242H85V241H84ZM88 242H89V241H88ZM92 242H93V240H92ZM92 242H91V244H92ZM153 242H154V241H153ZM161 242H162V241H161ZM198 242H197V243H198ZM3 243H4V242H3ZM17 243H18V242H17ZM17 243H16V244H17ZM19 243H21V242H19ZM23 243H24V242H23ZM23 243H22V244H23ZM33 243H35V242H33ZM69 243H70V242H69ZM69 243H67V244H69ZM86 243H87V242H86ZM86 243H85V244H86ZM93 243H94V242H93ZM117 243H118V242H117ZM166 243H167V242H166ZM4 244H6V243H4ZM37 244H38V243H37ZM37 244H36V245H37ZM40 244H41V243H40ZM45 244L47 245V244H49V243H45ZM45 244H44V246H46ZM50 244H52V243H50ZM57 244H55V245H57ZM87 244H88V243H87ZM95 244H96V242H95ZM181 244H182V243H181ZM199 244H200V243H199ZM199 244H197V245H199ZM1 245L3 246V244H1ZM20 245H21V244H20ZM27 245H28V244H27ZM27 245H26V246H27ZM32 245H33V244H32ZM36 245H34V246L36 247ZM41 245H42V244H41ZM52 245H53V244H52ZM65 245H66V244H65ZM70 245H71V243H70ZM79 245H80V244H79ZM107 245H108V244H107ZM131 245H133V244H131ZM161 245H162V244H161ZM186 245H187V244H186ZM200 245H202V244H200ZM12 246H13V245H12ZM22 246H23V245H22ZM24 246H25V245H24ZM28 246L31 248V250H33V249H32L33 247H32L31 245H28ZM39 246H40V245H39ZM42 246H43V245H42ZM44 246H43V247H44ZM53 246H54V245H53ZM53 246H52V247H53ZM71 246H72V245H71ZM73 246H74V244H73ZM86 246H87V245H86ZM109 246H110V244H109ZM203 246H204V245H203ZM6 247H8V246H6ZM13 247L15 248L16 246H13ZM18 247H19V245L17 244V248H18ZM40 247H41V246H40ZM55 247H58V248H59V246H55ZM55 247H53V248H51V249H54ZM60 247H61V246H60ZM65 247H70V246L68 245V246H65ZM65 247H64V248H65ZM75 247H76V246H75ZM79 247H80V246H79ZM81 247H83V246L81 245ZM84 247H85V245H84ZM90 247H92V246H90ZM90 247H89V248H90ZM151 247H153V246H151ZM189 247H193V246L191 245V246H189ZM11 248H12V247H11ZM14 248L11 249V251H12V250L14 251ZM17 248H16V249H17ZM44 248H45V247H44ZM44 248H43V250H41V251H43V254L45 253V250H46L47 255H48L49 257H50L51 255H53V254H51V255L48 254V253H49L48 251H49L50 248L48 249V251H47V248H46L45 250H44ZM72 248H73V247H72ZM77 248H78V247H77ZM86 248H87V247H86ZM97 248H98V247H97ZM131 248H133V247H131ZM135 248H136V247H134L133 250H135ZM153 248L155 249V247H153ZM182 248H183V247H182ZM194 248H195V247H193V251L195 250ZM196 248H197V247H196ZM198 248H199V250L201 249V251H202V248H201V247L198 246ZM9 249H10V248H9ZM19 249H20V248H19ZM22 249H24V248H22ZM26 249H27L26 251H28V247H27ZM61 249H63V248H61ZM69 249L71 250V248H68V250H69ZM75 249H76V248H75ZM90 249H91V248H90ZM128 249H129V248H128ZM137 249H140V248L137 247ZM185 249H186V248H185ZM187 249H188V248H187ZM0 250H1V249H0ZM4 250H5V249H4ZM20 250H21V249H20ZM31 250H30V251H31ZM56 250H57V248H56L54 251H51V250H50V251H51V252H55ZM58 250L60 251V249H58ZM58 250H57V251H58ZM66 250H67V249H66ZM68 250H67V251H68ZM83 250H84V248H83L82 250H81V248H80V251H83ZM86 250H87V249H86ZM94 250L96 251V248H95ZM107 250H108V249H107ZM110 250H111V248H110ZM116 250H117V249H116ZM118 250H119V249H118ZM133 250H132V252H135V251H133ZM150 250H151V249H149V252H150ZM182 250H184V249H182ZM190 250H191L190 252H191V254H192V253H193V252H192V249H190ZM199 250H196V251L200 252ZM1 251H2V250H1ZM1 251H0V254H1ZM5 251H6V250H5ZM9 251H10V250H9ZM21 251H22V250H21ZM26 251H24V253H25ZM30 251H29V253H31ZM33 251H34V250H33ZM37 251L40 252V249L37 250ZM73 251H74V249H73ZM73 251H71V252H73ZM95 251H93V252H95ZM138 251H140V250H138ZM141 251H142V250H141ZM146 251H147V250H146ZM146 251H145V252H146ZM155 251H156V249H155ZM168 251H169V250H168ZM187 251L189 252V249H188ZM6 252H8V250H7ZM6 252H4V253H6ZM22 252H23V251H22ZM22 252H21V253H22ZM74 252H75V251H74ZM86 252H88V251H84V253H86ZM97 252H98V251H97ZM143 252H144V250H143ZM143 252L141 253V254H142V255H141V258H144V257H145L146 259H147V258H149V259L151 258V257H148L149 254L147 255L145 252H144L145 254H144ZM170 252H171V251H170ZM172 252H173V251H172ZM190 252H189V253H190ZM12 253H13V252H12ZM14 253L16 254V252H14ZM26 253L28 254V252H26ZM26 253H25V254H26ZM40 253H41V252H40ZM60 253H61V252H60ZM75 253H76V252H75ZM75 253H73V254H71V255H74ZM115 253H117V252H115ZM130 253H131V252H130ZM137 253H138V252H137ZM137 253H133V254L137 255ZM147 253H148V251H147ZM185 253H187V252L185 251ZM195 253H196V254H195ZM195 253H194V254L196 255L195 258H197V256H198L199 253H198V254H197V252H195ZM10 254H11V253H10ZM17 254H18V253H17ZM19 254H20V252H19ZM41 254H42V253H41ZM41 254H40V255H41ZM63 254L65 255L66 253L63 252ZM67 254H68V253H67ZM87 254L89 255V253H87ZM91 254H92V253H91ZM99 254H100V253H99ZM151 254L153 255V253H151ZM169 254H170V253H169ZM174 254H176V253L174 252ZM174 254H173V255L170 254V256L172 257V259H173V257H174V258H178L177 256L175 257ZM23 255H24V254H23ZM23 255H22V256H23ZM29 255H30V254H29ZM33 255H36V252H35V254H34V252H33ZM33 255H32V256H33ZM56 255H58L57 252H56ZM59 255H61V254H59ZM79 255H81V254H79ZM83 255H85V254H83ZM97 255H98V254H97ZM131 255H132V254H131ZM143 255H145V256L142 257ZM146 255H147V257H146ZM11 256H12V255H11ZM11 256H10V255L8 256V257L10 258V260H11ZM15 256H16V255H15ZM17 256H18V255H17ZM42 256H44V255H42ZM45 256H46V255H45ZM53 256H55V253H54ZM67 256H68V255H65V257H63V255H62V257H63L64 259H65ZM75 256H77V255L75 254ZM75 256H74V257H75ZM86 256H87V255H85V257H86ZM98 256H99V255H98ZM154 256H155V255H154ZM178 256H179V255H178ZM180 256L183 257L184 255H180ZM180 256H179V257H180ZM188 256H189V255H188ZM191 256H193V255H191ZM212 256H213V255H212ZM4 257H5V256H4ZM4 257H2V258H4ZM6 257H7V256H6ZM18 257H20V256H18ZM29 257L31 258V256H29ZM35 257H37V255H36ZM77 257H78V256H77ZM77 257H76V258H77ZM90 257H91V256H90ZM102 257H103V256H102ZM111 257H112V256H111ZM132 257H133V256H132ZM134 257H136V256H134ZM155 257H156V256H155ZM165 257H167V254H166ZM199 257H200V255L198 256V258H199ZM0 258H1V256H0ZM21 258H22V257H20V259H21ZM24 258L26 259V257H24ZM42 258H43V257H42ZM42 258H41V259L38 258V259H36L35 261H37V260H41V261H43ZM51 258H52V256H51ZM55 258H56V256H55ZM57 258H58V256H57ZM67 258H68V257H67ZM137 258H140V256H138ZM141 258H140V259H141ZM168 258H169V255H168ZM185 258H187V257H185ZM12 259L17 260L16 258H14V256H13ZM52 259H53V258H52ZM60 259H61V258L58 259V262H59ZM79 259H80V258H79ZM86 259H87V257L85 258V260H86ZM105 259H106V258H105ZM189 259H190V258H189ZM0 260H1V259H0ZM3 260H5V259H2V261H3ZM7 260H8V259H7ZM7 260H6V261H7ZM10 260H8V261H10ZM18 260H19V259H18ZM23 260H24V259H23ZM23 260H22L23 264H26V263L24 262V261H26V260H24V261H23ZM27 260H28V259H27ZM32 260H33V258H32ZM45 260H48V259H45ZM65 260H66V259H65ZM65 260H64V261H65ZM70 260L73 261V264H74V262L77 261L76 259H75V261H74V258H71ZM70 260H69V261H70ZM80 260H81V259H80ZM85 260L83 259V261H85ZM134 260H135V259H134ZM136 260H137V259H136ZM136 260H135L134 262H136ZM143 260H145V259H143ZM190 260H191V259H190ZM193 260H194V258H193ZM19 261H20V260H19ZM28 261H30V260H28ZM28 261H27V263H28ZM35 261H34V262H35ZM48 261H49V260H48ZM50 261H51V260H50ZM50 261H49V262H50ZM54 261H56V260L54 259ZM54 261H52V262H54ZM60 261H61V260H60ZM62 261H63V259H62ZM72 261H70V262H72ZM78 261H79V260H78ZM78 261H77V262H78ZM137 261H138V260H137ZM140 261H141V260H140ZM154 261H155V260H154ZM164 261H165V260H164ZM164 261H163V262H164ZM0 262H1V261H0ZM3 262H4V261H3ZM22 262H19V264H21ZM38 262H39V261H38ZM44 262L46 263V261H44ZM52 262H51V263H52ZM70 262H69V263H70ZM85 262H86V261H85ZM85 262H84V263H85ZM111 262H112V261H111ZM111 262H110V263H111ZM150 262H151V261H150ZM166 262H167V260H166ZM12 263H13V262H12ZM14 263H15V261H14ZM32 263H33V262H32ZM35 263H36V262H35ZM40 263H41V262H40ZM42 263H43V262H42ZM51 263H50V264H51ZM64 263H65V262H64ZM110 263H109V264H110ZM136 263H137V262H136ZM169 263H170V262H169ZM193 263H194V261H193ZM8 264H9V263H8ZM10 264H11V263H10ZM16 264H17V263H16ZM29 264H30V263H29ZM36 264H38V263H36ZM54 264H59V263H54ZM62 264H63V262H62ZM67 264H68V262H67ZM71 264H72V263H71ZM138 264H139V261H138ZM140 264H141V262H140ZM142 264H147V263L143 262ZM148 264H149V262H148ZM150 264H151V263H150ZM164 264H165V263H164ZM170 264H171V263H170ZM194 264H195V263H194Z\"/></svg>","mask_w":264,"mask_h":264}]
</instances>
